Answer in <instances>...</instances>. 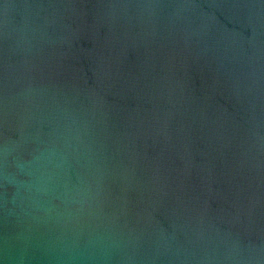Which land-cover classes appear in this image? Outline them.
<instances>
[{
	"label": "water",
	"instance_id": "1",
	"mask_svg": "<svg viewBox=\"0 0 264 264\" xmlns=\"http://www.w3.org/2000/svg\"><path fill=\"white\" fill-rule=\"evenodd\" d=\"M0 264H264V0H0Z\"/></svg>",
	"mask_w": 264,
	"mask_h": 264
}]
</instances>
